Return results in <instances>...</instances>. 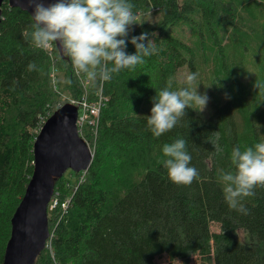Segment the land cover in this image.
Returning a JSON list of instances; mask_svg holds the SVG:
<instances>
[{"label": "trees", "instance_id": "obj_1", "mask_svg": "<svg viewBox=\"0 0 264 264\" xmlns=\"http://www.w3.org/2000/svg\"><path fill=\"white\" fill-rule=\"evenodd\" d=\"M130 2L139 15L156 18L140 20L128 39L155 32L157 51L109 81H88V99L99 91L106 99L91 163L55 180V205L47 207L50 249L45 246L34 264H155L161 255L183 264L193 256L201 264H264V186L241 200L244 215L229 207L221 178L237 171L234 147L243 151L264 142V87H255L264 85V0ZM0 9L1 262L10 218L32 173L35 137L66 103L51 88V65L61 72L60 89L68 97L80 98L82 86L69 56L62 59L53 46L52 63L35 46L26 12L6 2ZM126 51L134 54L135 48L128 43ZM33 61L37 70L28 71ZM185 65L206 75L211 113L204 117L192 106L177 126L156 137L146 120L152 98L169 83L180 89L176 74ZM178 138L187 141L191 166L199 171L190 185L172 182L163 165V145Z\"/></svg>", "mask_w": 264, "mask_h": 264}, {"label": "clouds", "instance_id": "obj_2", "mask_svg": "<svg viewBox=\"0 0 264 264\" xmlns=\"http://www.w3.org/2000/svg\"><path fill=\"white\" fill-rule=\"evenodd\" d=\"M28 4L33 9L30 35L35 46L48 49L53 42L59 43L71 58L73 67L86 73L89 81L97 78L109 81L113 73L133 69L157 51L155 32L145 31L128 39L139 15L130 0H55L47 5L43 0H28ZM128 43L134 46V54L126 51ZM34 70L37 66L33 61L28 64V71ZM198 76L199 73H189L185 77L186 86L171 90L169 83L152 98L151 115L146 120L154 136L160 137L177 126L193 104L198 105L201 112L205 109L209 98L198 93ZM255 87L264 85L255 83ZM259 128L257 125L258 131ZM216 150L222 151L219 145ZM162 151L167 157L163 165L172 182L190 185L199 178L198 169L191 166L192 156L185 139L164 144ZM231 160L237 171L222 174L225 200L231 209L247 215L248 210L241 200L254 196L255 186H264V142L243 151L239 146L234 147Z\"/></svg>", "mask_w": 264, "mask_h": 264}, {"label": "water", "instance_id": "obj_3", "mask_svg": "<svg viewBox=\"0 0 264 264\" xmlns=\"http://www.w3.org/2000/svg\"><path fill=\"white\" fill-rule=\"evenodd\" d=\"M9 8L26 12L32 19L28 0H0ZM55 0H43L45 5ZM1 17V9H0ZM33 21V19H32ZM34 22V21H33ZM58 55H68L53 42ZM77 107L64 103L43 122L33 142V166L24 193L10 218L9 238L0 264H34L49 236L47 207L55 180L66 170L84 172L91 156L75 125Z\"/></svg>", "mask_w": 264, "mask_h": 264}, {"label": "built area", "instance_id": "obj_4", "mask_svg": "<svg viewBox=\"0 0 264 264\" xmlns=\"http://www.w3.org/2000/svg\"><path fill=\"white\" fill-rule=\"evenodd\" d=\"M53 46L54 45L52 44V47H50L48 49L42 48L48 54L50 59L52 58L51 52L53 50ZM55 71L56 70L52 67L51 72L53 73ZM50 73H49V77H50ZM52 76L53 75L51 74V77ZM50 81H51V83H53V87H55L54 78H51ZM88 81L89 80L87 78V75L85 74L81 79V86H82L81 97L78 99H69L68 101H66V103H69V104L77 107V118H76V122H75V125L77 128V133H78V136L86 144L88 151H89V154L92 157L93 152H94V148H93V146L89 147L90 146L89 145V142H90L89 139H93V143L96 140L99 111L103 107V104L105 103L106 99L101 94V91H99L97 93V96L93 100H89L88 95H87V90H86ZM49 203H48L49 204L48 209L51 210L55 205V201L50 199ZM65 208H66V203H62L61 204V210L64 211ZM49 240H50V233H49L48 239L46 240V243H45V246H47L50 249ZM47 241H48V243H47Z\"/></svg>", "mask_w": 264, "mask_h": 264}, {"label": "rangeland", "instance_id": "obj_5", "mask_svg": "<svg viewBox=\"0 0 264 264\" xmlns=\"http://www.w3.org/2000/svg\"><path fill=\"white\" fill-rule=\"evenodd\" d=\"M155 18H156L155 16L147 15V14L146 15H138L137 16V20H136V24H138L140 20L149 21V20H154ZM135 26L136 25H133L132 28H134ZM183 36L184 37H188L189 36V31L187 29H184L183 30ZM194 42H195V40L193 39L191 41V43H194ZM51 53H52L51 61H52V63H55V56H54L53 50H52ZM52 67L55 69L54 65L52 64L51 65V68H50V72H51ZM73 71H74L75 75L80 79V82H81L82 77L86 73H83L82 74V72H79L75 68H73ZM189 73H199V70L196 67V65L193 66V69H189V67L187 65H185V66L181 67L177 71L176 80H177L178 86L180 88L186 86V84H185V77ZM51 74L53 75L52 77H51ZM60 74H61V72H59L58 70H56L53 73L51 72L50 73L49 80L51 78H54L55 87H53V83H51V81H50L51 88H52L53 92H55V94L59 97L60 100H64L66 102L69 99H73V98L68 97V95L65 92H62L61 91L60 85H59V79L61 77ZM205 80H206V75L203 74V73H199L198 81H197V83H198V89H197V91H198L199 94H206L205 87H206L207 84H205V82H206ZM192 106L195 108V104H193ZM198 108L200 110V107L199 106H198ZM211 110H212V108L210 107V99H209L208 100V103H207V105L205 107V109L202 111L203 116L204 117H208L209 114L211 113ZM89 141H90L89 142V145H90L89 147H92L93 146V148H94L95 147V142L93 143V139H89ZM210 230L212 232H217L218 231L217 225L216 224H211L210 225ZM47 243H48V241H47ZM155 264H183V263H181L179 260L169 261V259L167 258L166 255H161V256H159V257H157L155 259ZM189 264H201L200 263V259L198 258V256H193L191 258Z\"/></svg>", "mask_w": 264, "mask_h": 264}]
</instances>
